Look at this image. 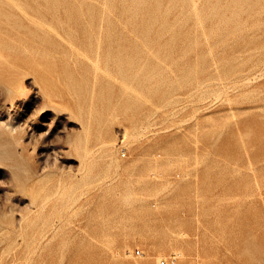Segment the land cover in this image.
Instances as JSON below:
<instances>
[{
	"label": "rangeland",
	"instance_id": "1",
	"mask_svg": "<svg viewBox=\"0 0 264 264\" xmlns=\"http://www.w3.org/2000/svg\"><path fill=\"white\" fill-rule=\"evenodd\" d=\"M174 253L264 264V0H0V264Z\"/></svg>",
	"mask_w": 264,
	"mask_h": 264
},
{
	"label": "built area",
	"instance_id": "2",
	"mask_svg": "<svg viewBox=\"0 0 264 264\" xmlns=\"http://www.w3.org/2000/svg\"><path fill=\"white\" fill-rule=\"evenodd\" d=\"M137 254H141L140 249L137 250ZM178 260L179 254L174 253L168 256L167 258H163L162 260H160V264H176Z\"/></svg>",
	"mask_w": 264,
	"mask_h": 264
}]
</instances>
